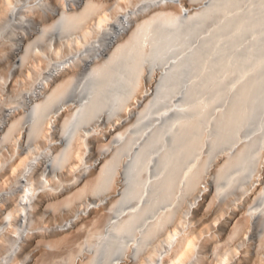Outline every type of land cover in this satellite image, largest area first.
I'll use <instances>...</instances> for the list:
<instances>
[{
	"label": "bare ground",
	"instance_id": "bare-ground-1",
	"mask_svg": "<svg viewBox=\"0 0 264 264\" xmlns=\"http://www.w3.org/2000/svg\"><path fill=\"white\" fill-rule=\"evenodd\" d=\"M0 264H264V0H0Z\"/></svg>",
	"mask_w": 264,
	"mask_h": 264
},
{
	"label": "rangeland",
	"instance_id": "rangeland-1",
	"mask_svg": "<svg viewBox=\"0 0 264 264\" xmlns=\"http://www.w3.org/2000/svg\"><path fill=\"white\" fill-rule=\"evenodd\" d=\"M4 98H5L7 101H6V104L3 105V106H4V108H8V107H9V104H7V103L10 102L9 99H10V98L12 99V96L4 95ZM5 99H4V100H5ZM7 106H8V107H7ZM210 213H212V212H210ZM215 214H216V213H215ZM215 214H212V215H213L214 217H217V215H215ZM214 217H213V218H214ZM223 218H224V217H220V218L218 219V221H220V220L222 221ZM213 221H214V220H213ZM221 221H220V222H221ZM210 222L212 223V220H211V219H210L209 221L207 220V222L205 221V223L203 222L201 226L207 225V224H209ZM206 223H207V224H206ZM82 237H83V235L81 234V237L78 239L79 242H80V240L82 241V240L84 239V237H83V238H82ZM236 243H237V242H236Z\"/></svg>",
	"mask_w": 264,
	"mask_h": 264
}]
</instances>
